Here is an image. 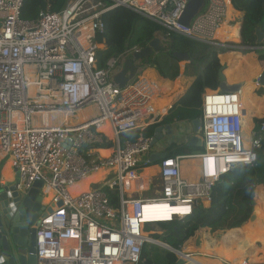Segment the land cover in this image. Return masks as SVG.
I'll list each match as a JSON object with an SVG mask.
<instances>
[{
	"label": "built area",
	"instance_id": "1",
	"mask_svg": "<svg viewBox=\"0 0 264 264\" xmlns=\"http://www.w3.org/2000/svg\"><path fill=\"white\" fill-rule=\"evenodd\" d=\"M24 1L0 0V158L10 163L13 178L18 176L17 192L43 183L40 204L51 211L36 227L35 264H141L145 246L158 245L147 226L182 221L197 206H209L212 187L222 176L253 166L264 154V121L258 132L252 128L246 136L239 93L205 92L199 127L204 152L166 157L154 176L141 178L151 165L143 157L153 147V136L141 133L161 123L163 115L152 110L153 83L138 75L142 65L124 88L114 81L140 48L109 58L99 68L103 16L129 9L163 29L162 44L175 35L221 49L233 44L217 37L231 0H204L188 25L180 20L192 0H67L60 12H40L33 20L21 17ZM237 24L240 39L241 21ZM239 45L245 48L241 42L233 47ZM88 107L96 113L75 125L33 122L36 114L76 115ZM104 124L111 138L98 130ZM131 132L139 133L135 140L121 141ZM104 144L109 147L94 148ZM100 150L110 153L102 157ZM192 158L200 160L197 183L181 175L182 160ZM99 170L106 174L97 188L71 194V187ZM44 187L52 193L46 204ZM110 193L116 195L115 204ZM160 204L185 206L187 214L168 213L169 222H143L148 206ZM174 254L183 264H193L190 255Z\"/></svg>",
	"mask_w": 264,
	"mask_h": 264
},
{
	"label": "trees",
	"instance_id": "2",
	"mask_svg": "<svg viewBox=\"0 0 264 264\" xmlns=\"http://www.w3.org/2000/svg\"><path fill=\"white\" fill-rule=\"evenodd\" d=\"M66 3L67 0H25L21 17L25 20H33L40 12L58 13ZM231 5L236 12L243 14L241 22L242 46L257 47L256 30L259 29L264 35V0H231ZM239 13H237L238 16ZM103 22L105 33L103 39L100 40L103 48L98 52L99 68H103L109 58L118 57L134 47L140 49L146 47L152 40L159 39L164 32L157 24L125 8H116L106 13L103 16ZM163 46L164 50L161 53H164L166 57L160 60L154 57L149 64H154L153 69L156 75L152 73V79L155 82L161 85L172 84L170 81H174L178 77V60L173 57L174 53H186L189 55L193 67L197 64H202V67L194 75L192 83L186 87L184 93L169 110L166 118L161 123L148 127L141 133L143 136H154L155 130L163 125H172L176 122L191 123L193 120L202 118V95L207 89L212 91L218 89V70L222 67L218 56L223 62L232 58L227 62L228 70L223 73L229 84L238 82L243 66H245L247 74H250V78L245 76L246 79L238 82H245L240 92V101L245 111L244 116H246L243 122L251 128L247 109L253 111V116L255 113H259L256 116H262L264 95L256 96L255 85L251 82V78L259 74L261 67L253 55L242 56L237 53H228L221 56L220 54L225 53L224 49H215L175 35H172ZM165 87L168 92V86ZM244 92L247 107H244L245 102H242L241 96ZM159 93L164 94L163 91ZM263 121L264 119H255L254 130L256 132L259 131V126ZM105 134L110 137L108 132ZM138 134V132L123 134L120 139L121 141L135 140ZM261 135L264 136V133ZM108 147L109 144L94 146L98 149ZM171 148L173 149L171 150ZM262 148L264 149V140ZM203 152V148H188L186 145L171 144L167 149V157L198 155ZM102 153L107 154L104 151ZM189 173L191 172L183 174L182 177L190 179L191 174L188 176ZM109 197L115 204V193H110ZM253 202L258 208L256 221H260L264 226V154L262 152L259 153L253 166L234 169L213 185L209 206H197L193 215L182 221L158 224L165 233L162 236L155 235L154 239L175 251H182L186 246L184 253L188 254L197 250L199 240L204 233L215 236L213 230L225 222L224 224L227 223L228 228L222 232V234L226 233L220 239L216 240L206 235L209 241V250L206 255L216 256L221 251L225 261L235 263L237 259H240L238 264L245 261L248 263L264 261V229L259 222H256L257 227L261 226V231L254 233L249 225ZM201 232L203 233L201 234ZM200 234L202 236L197 242L190 245ZM256 243H260L261 247H257ZM202 252V248H199V253ZM193 259L195 257H189L187 260L194 263ZM176 261L177 256L168 250H165L159 261L152 260L150 252L146 248H144L141 258V264H175Z\"/></svg>",
	"mask_w": 264,
	"mask_h": 264
},
{
	"label": "water",
	"instance_id": "3",
	"mask_svg": "<svg viewBox=\"0 0 264 264\" xmlns=\"http://www.w3.org/2000/svg\"><path fill=\"white\" fill-rule=\"evenodd\" d=\"M204 5V0H192L187 6L180 22L188 25L190 20L200 11ZM256 44L261 45L264 40L263 33L257 29L255 32ZM237 48V47H236ZM239 48V47H238ZM241 48V47H240ZM164 46L159 39L152 40L146 47L133 53L122 67V70L114 76L115 83L119 88L133 80L140 69L141 64L148 66L155 55L161 53ZM246 51L264 50L260 47H245ZM173 57L178 61L188 62V54L174 53ZM224 67L218 70V91L220 93H239L242 84H227L224 76ZM257 84L264 87V69L257 78ZM201 119L191 122L193 136L185 142L186 147L203 148L202 138L199 136V127ZM173 130L171 126H160L155 130L152 146L156 145L164 138V135L171 136ZM166 152L154 153L149 157V163L155 165L162 159L166 158ZM18 184V176L8 182L0 189V264H35V242L36 227L39 225L41 218L50 212V208H45L40 204L41 181L33 184L32 188L25 194L16 191L15 186ZM165 250L176 253L169 246L157 242ZM175 264H183L182 259H177Z\"/></svg>",
	"mask_w": 264,
	"mask_h": 264
},
{
	"label": "rangeland",
	"instance_id": "4",
	"mask_svg": "<svg viewBox=\"0 0 264 264\" xmlns=\"http://www.w3.org/2000/svg\"><path fill=\"white\" fill-rule=\"evenodd\" d=\"M234 14V16H236V19H234L233 21H232V23H230V27L231 26H233V25H238L237 24V22L238 21H241L242 20V17H241V15L239 14V16H238V14L236 13V12H234L233 13ZM240 17H241V19H240ZM160 35V34H159ZM229 40V39H228ZM226 42H232V41H226ZM239 42H241V38L239 39ZM234 44L235 43H233L232 45H230V46H226L225 48H221V49H224L225 50V53H223V54H220L221 56L222 55H225V54H228V53H237V54H240V55H242V56H246V55H253V57H254V59L256 60V62L260 65V72H259V74L262 72V70L264 69V50H256V51H246V50H243V52H242V48H240L241 47V45H239V46H236L237 48H234L233 46H234ZM239 47V48H238ZM243 47V46H242ZM155 57L158 59V60H160V59H164L165 57H166V55L164 54V53H159V54H157V55H155ZM230 59H232V58H228L225 62H223L220 58H219V56H218V60H219V63H220V65L221 66H223L224 67V73H225V71L226 70H228V60H230ZM263 60V61H262ZM153 65L154 64H151V65H148V66H144V65H142L141 67H142V71L138 74V75H140V76H144V77H146V79L149 81V82H151V78H152V76H153V74L152 73H154V75H156L155 73V71H154V69H153ZM177 67H178V77L176 78V79H180V84L183 86V88H185L186 89V87H188L191 83H192V81H193V79H194V75L195 74H197L199 71H200V69H201V67H202V64H197V65H195L194 67L192 66V64H191V61L189 60L188 62H185V61H178L177 62ZM242 75H241V77L237 80V81H240V80H243V79H246V77L245 76H247V78H250V74H247V70L245 69V66H243L242 67ZM259 74L256 76V77H254V78H251V82H252V84H254L255 85V95L256 96H263L264 95V87H262V86H260V85H258L257 84V78H258V76H259ZM176 79L174 80V81H176ZM228 80V79H227ZM170 82H173V81H170ZM218 85H219V83H218ZM152 86H153V89H154V92H153V97H155V96H157V94L160 92V91H163L164 92V96L163 97H165L167 94V92H166V87L164 86V87H159L158 85H156V84H152ZM245 91V90H244ZM242 102L244 103L245 102V92L242 94ZM165 99V98H164ZM241 99V98H240ZM168 100V99H167ZM247 107V103L245 102V104H244V107ZM247 113H248V118H249V120H250V125L252 126L253 124L255 125V120L253 119V115H254V113H253V111H251V109H247ZM157 114V113H156ZM257 114H259V113H255V116L257 115ZM264 114V113H263ZM245 117L246 116H244L243 117V120H245ZM70 122H74V120L73 119H70ZM244 125H245V127L246 126H248V124L247 123H244ZM247 130V129H246ZM244 133H245V130H244ZM201 135V134H200ZM246 135V134H245ZM251 135V132H248V135H246V136H250ZM175 146H178V145H176L175 144ZM159 147V144H157V145H155L154 146V149H153V151L154 150H156V148H158ZM173 148H171V150H172ZM148 155L150 156L151 155V150H150V152H149V154H145L144 155V157H143V159L145 160V159H147L148 158ZM185 161V160H184ZM193 165H194V163H193V161H192V166L190 167V169L188 170L189 172H195L194 171V169H193ZM190 174L191 173H189L188 174V176H190ZM155 175V174H154ZM153 175V176H154ZM46 177L47 178H49V176L48 175H46ZM146 177V176H145ZM184 178V177H183ZM156 180V179H155ZM101 180H99V175L97 174V175H95V176H91V177H89L88 179H87V184L85 185V186H83V187H80L79 189L82 191V190H85V189H88V187H89V185L90 184H92V183H98V182H100ZM188 181H190L189 179H188ZM156 182V181H155ZM97 187V185H93V186H91L90 187V189H95ZM251 205H254L255 206V203L253 202ZM254 206H252V207H254ZM252 213V212H251ZM251 218L253 217V216H250ZM250 221H252V220H250ZM225 223V222H224ZM224 223H222V224H220V225H218V227H216L214 230H213V234L215 235L213 238H215L216 240H218V239H220L221 237H222V232L223 231H225L227 228H228V225H227V223L226 224H224ZM252 231L255 233H258V232H260L261 231V226L259 225L258 227H257V225L255 224V225H253V228H252ZM146 232H147V235H149V237L151 238V239H153V240H155L154 238H156L155 237V235H159V236H162L165 232L164 231H162L161 229H160V225H158V224H155V225H151V226H147L146 227ZM203 232H201V234H202ZM226 233V232H225ZM224 233V234H225ZM199 235V237H197L196 239H195V241H193L190 245H193V244H195L196 242H197V240L200 238V236H202V235ZM158 242V241H157ZM162 243V242H161ZM258 246H259V244H258ZM186 247V246H185ZM185 247H183V249H182V251L181 252H183L184 253V249H185ZM260 247V246H259ZM145 248H146V250H148V252H150V255H151V257H152V260H156V261H159V258L160 259H162V256L164 255V252H165V248H163V247H161V246H159V245H156V246H152V245H146L145 246ZM199 248H202V253L201 254H204V253H207L208 252V248H209V241H208V238H207V236H203L202 237V239L200 240V245H199ZM198 253V251L196 250L195 252H194V254H197ZM188 254H190V253H188ZM193 254V253H192ZM212 259V258H211ZM224 260V259H223ZM189 261V260H188ZM192 261H195V262H199V259L198 260H195V259H193ZM225 261V260H224ZM225 262H227V261H225ZM154 264H157V263H154ZM198 264V263H197Z\"/></svg>",
	"mask_w": 264,
	"mask_h": 264
},
{
	"label": "bare ground",
	"instance_id": "5",
	"mask_svg": "<svg viewBox=\"0 0 264 264\" xmlns=\"http://www.w3.org/2000/svg\"><path fill=\"white\" fill-rule=\"evenodd\" d=\"M234 11L232 10L231 7H229L227 9V13H226V18H225V22L224 24L219 28V30L217 31V37L219 40H221L222 42H226V41H232V43L237 44L239 42V34H238V25H233V26H229L230 23H232V21L234 19H236V16H234ZM229 39V40H228ZM229 43V42H226ZM261 74V73H260ZM259 74V75H260ZM227 82V79H226ZM227 84H229L227 82ZM242 87L239 91V95L240 92L244 86V82H241ZM171 94H175V91L170 92L169 94H167L162 101L160 100H156L154 98V101L152 102V110L154 113L157 114H163L164 109L166 108L168 101H166L167 99L171 98L169 95ZM96 112L94 110L93 107H88L87 109H83V110H79L77 111L76 115H71L70 113H66V112H46L43 114H36L34 115L33 118V122L35 124H53V125H75L78 122H82L83 120H85L86 118L91 117L92 115H94ZM70 119H73L74 122H70ZM107 124L104 125H100L98 130L101 132H108L110 138V132H109V128L107 127ZM107 136V135H106ZM103 151H100V155L102 157H106L108 156V154L102 155ZM0 157H2V155H0ZM184 160V159H183ZM199 164H200V160H199ZM7 168H10V163H7ZM182 169V168H181ZM9 170V169H8ZM150 170H153L150 169ZM154 171L156 172V168L154 169ZM7 176H10L9 171L6 172ZM105 175L106 171L104 170H99L97 172H94L93 174H91L90 176L86 177L84 180H82L79 184L73 186L70 188V192L73 195L79 194L80 192H84L88 189L85 190H80V187H83L87 184V179L91 176H95V175ZM182 175V174H181ZM197 183V182H196ZM52 197V193L51 191L47 188L44 187L43 189V197H42V203L46 204L49 202L50 198ZM149 208L146 211V215L144 216V221L143 222H169L172 218V216H169L168 213L170 214H187V208H185V206H176L173 207V209H170V207L168 208V206H165L163 204L160 205H154V206H148ZM170 210V212H166ZM253 213V217L250 219L252 221L249 222V225L252 227L255 222H256V215L258 213V208L256 206L253 207L252 210ZM101 222V221H100ZM186 255V254H184ZM190 255V254H188ZM208 255L206 254H201L200 257H195V256H191L190 257H195L196 260L199 259V263L200 264H224L225 261L222 260V252L219 251L217 254V257H215V259H209L207 258ZM210 256V255H209ZM239 261H237L236 263H238ZM227 264V263H226Z\"/></svg>",
	"mask_w": 264,
	"mask_h": 264
},
{
	"label": "crops",
	"instance_id": "6",
	"mask_svg": "<svg viewBox=\"0 0 264 264\" xmlns=\"http://www.w3.org/2000/svg\"><path fill=\"white\" fill-rule=\"evenodd\" d=\"M233 11L236 12L234 9H233ZM236 13H239V12H236ZM239 14L243 18V14L242 13H239ZM241 17H240V19H241ZM241 22H242V20H241ZM263 45H264V40H263V43L261 45H258L257 47L264 48ZM121 70H122V68H120L119 71L116 74H118ZM240 81H243V80H240ZM240 81H238V82H240ZM238 82H235V83H238ZM151 83L156 84L159 87L168 86L169 90H168V92L166 94H169L170 92L175 91V94L169 95L171 98H169L168 100H166V101H168V104H167L166 108L164 109L163 114H159L161 116L163 115V117L161 118V120L163 121L166 118L169 110L176 103L177 99L184 93L185 88H183V86L180 84V79L179 78L176 79V81L171 82L172 84H165V85H161V84L155 82V80L151 78ZM209 91H212V90H209V89L205 90V92H209ZM164 95L165 94L158 93L157 96H155L153 98H155L156 100L162 101L164 99V97H163ZM262 111H264V110H262ZM201 113H202V110H201ZM156 115H158V114H156ZM253 119L254 120L255 119H258V120L264 119V114H262V116H253ZM164 126H166V125H163L162 127H164ZM169 126H171V129L173 130V134L171 136L164 135V138L157 143V144H159V147L156 148V150H154V151H153V149H154V146L155 145L152 147L151 154H154V153L160 154V153H163V152H166V154H167V149L169 148V146L171 144L185 145V142H187L193 136V128L191 126V123H188V122H176V123H174L172 125H169ZM255 127H256V125H254V124L251 126V128L249 126H246L245 127V125H244V128L243 129L245 130V134L248 135V132L252 128H255ZM199 136L201 137V135H199ZM100 151H104V153H107V154L109 153V152H107V150H100ZM102 155H105V154L102 153ZM148 157H150V156L148 155ZM184 160H182V162H181V168H182L181 169V174L182 175L183 174L185 175V173L189 172L188 170L192 166V161H193V163H194L193 169H194L195 172L194 173L191 172V178L189 180L191 182H198L199 181V176H200L199 159L198 158H192V159H184ZM152 168H153V170H150ZM155 168H156V172H157V170H158V166L157 165H153V164L149 165V167L145 168V170L142 172L141 178H144L145 179L147 177L153 176L156 173L154 171ZM7 171H9L10 176H7V173H6ZM103 176L104 175L99 176V180L102 181L103 180ZM12 178H13V175H12V172H11L10 168H7V164L4 161H2L1 158H0V189L4 185H6L8 182H10L12 180ZM144 179H141L139 181V184H140L139 187H138L139 189L143 188ZM185 179H187V178H185ZM100 182L90 184L89 187H88V189L91 186H93V185H97V187H98ZM252 215H253V213H251V216ZM256 222H259L262 225L263 229H264V226H263V224L260 221H256ZM252 228H253V226H252ZM206 235H208L209 237H214V236H211L209 233H204L203 234V236H206ZM202 237H201V239H202ZM200 240H199V244H198V248H197L198 253L197 254H194V252H189L191 256L200 257V255H201V253H199ZM258 244L261 247V244L260 243H256V246L259 247ZM204 254H206V253H204ZM186 255H188V254H186ZM216 257H217V255H216ZM207 258H209V259H211V258L212 259H215V257L213 255H211V256L208 255ZM222 260H223V258H222ZM238 260H240V259H237V261ZM237 261H235V263L225 262L224 264H226V263L227 264H238V263H236ZM197 263H199V262H194L193 264H197ZM251 263L264 264V261H255V262H251Z\"/></svg>",
	"mask_w": 264,
	"mask_h": 264
}]
</instances>
